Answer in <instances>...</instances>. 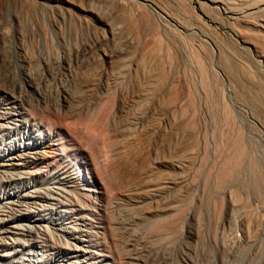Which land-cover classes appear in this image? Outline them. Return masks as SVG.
Instances as JSON below:
<instances>
[{"label":"rangeland","instance_id":"obj_1","mask_svg":"<svg viewBox=\"0 0 264 264\" xmlns=\"http://www.w3.org/2000/svg\"><path fill=\"white\" fill-rule=\"evenodd\" d=\"M0 117L12 264H264V0H0Z\"/></svg>","mask_w":264,"mask_h":264},{"label":"bare ground","instance_id":"obj_2","mask_svg":"<svg viewBox=\"0 0 264 264\" xmlns=\"http://www.w3.org/2000/svg\"><path fill=\"white\" fill-rule=\"evenodd\" d=\"M1 1L4 2V0H1ZM31 78H32L31 76L30 77L29 76H23L22 79H21L22 81H20V82H13V83L11 82V84L9 83V85L8 86H5V87L2 84V86H3L2 87L3 88L2 90L5 93H7L10 97H12L11 95H14L13 98L14 99L16 98L15 100H16V103L18 104V107H16V110L19 111V112L17 111L18 113L29 114L30 116L33 117V116H37V115L40 114V109H38V107H37V104H38L37 96H38V94H37L36 87L34 86L35 83L33 82V80ZM147 86H148V84H147ZM33 101H35V102H33ZM17 108H20V109H17ZM3 125L6 126L5 123L2 124V122H1L0 123V126H3ZM64 149H66L65 146H64ZM0 177H1V175H0ZM89 190L97 191V189H95V188H91ZM67 192H71V194L74 195V197L76 196V193L72 189L71 190H67ZM7 196H9V195L7 194L5 196V198H0V244H3V245L7 244L13 250L7 249L4 252H0V264H12L11 263L12 262L11 259L16 258V256H15L16 254L21 255L22 253H25L26 255H29V254H31V252H34L35 253L38 250H42L43 249V251H45V248L47 246H49L48 239L43 237L44 238L43 240L31 241L32 242V245L31 244H28V243H23L22 242L21 243L22 248H23V246L31 245L29 247L27 246L28 248H26L24 250L23 249H15L14 248L15 245H12V244L13 243L15 244L16 243V240L19 239V238H17L16 235H13V234H15L16 231L13 232L10 229L11 228H17L18 229V228L21 227L20 226L21 225L20 223L22 221H27L28 219H30V222H28V223L27 222L26 223L25 222L24 223L22 222L23 223L22 225L25 228H27V231L28 232H30V233L31 232H35L37 234L39 233V234L42 235V234H44V232L42 231V229H40L41 232L39 231V228H41L40 226H42L40 224V221H43L45 219V217H43V216L42 217L41 216H34L33 213H32L33 211H31V209H29V207H31L33 205H31L32 202L30 200L27 201V199L28 198H31V197L34 198V196H31V195H28V194H23V193L22 194H20V193L16 194V198L10 197L8 199ZM39 197L41 198V196H39ZM39 197L37 196V198H39ZM42 197H45L46 198L45 199V202L46 203H47L48 199H52L53 198V197L52 198H50V197L48 198L46 196H42ZM93 198H95V196ZM61 201H58L57 200L53 204H56L57 202L61 203ZM32 204H36V203L33 202ZM47 204H48V207H45L43 209H49V208H51L50 204H52V203H47ZM47 204H46V206H47ZM65 205H66L65 203H61V205H59V206H61L60 211L61 212L68 213L67 218H71L72 217L70 215L71 213H69V212H71V210L68 209L69 206H65ZM89 205L92 206V207H94V205H92V204H89ZM33 207L36 208V206H33ZM39 211L40 210H38V212ZM38 214L39 213H37L35 215H38ZM10 216H12L13 220L15 221V224H14L13 227L7 224V220L8 219L6 217H10ZM60 217H61V215H60ZM43 228H45V230L48 229L46 225H44ZM73 231H74V229H72V232ZM8 233H9L10 236L8 235ZM50 236H52L54 238V243L52 244V246L54 247V248H52L53 249L52 255H54V257H56L55 261L58 262V264H59L60 259L64 256V251L62 249L63 248L62 247V244L63 243L60 241L58 235L57 236L56 235L54 236L51 233ZM6 238L7 239H10L11 240L10 241L11 243L10 242L7 243ZM33 249H37V250H33ZM20 257H22L20 259L21 261H26V258L23 259L24 256H20ZM20 257H17V258H20ZM40 259H37V258L36 259H27L28 260L27 262H25V263L24 262L23 263H20L19 262V263L20 264H37V260H40ZM16 261L18 262V260H16ZM75 263H77V261H75Z\"/></svg>","mask_w":264,"mask_h":264}]
</instances>
